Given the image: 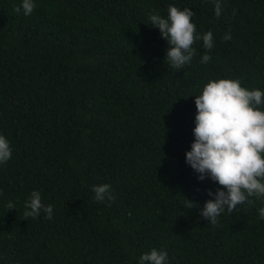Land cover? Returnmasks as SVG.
<instances>
[{"label":"trees","instance_id":"16d2710c","mask_svg":"<svg viewBox=\"0 0 264 264\" xmlns=\"http://www.w3.org/2000/svg\"><path fill=\"white\" fill-rule=\"evenodd\" d=\"M0 264H264V0H0Z\"/></svg>","mask_w":264,"mask_h":264}]
</instances>
